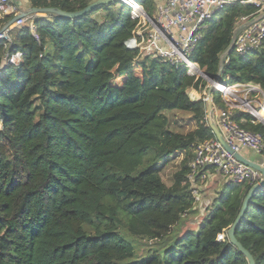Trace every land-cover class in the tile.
<instances>
[{
    "label": "trees",
    "instance_id": "trees-1",
    "mask_svg": "<svg viewBox=\"0 0 264 264\" xmlns=\"http://www.w3.org/2000/svg\"><path fill=\"white\" fill-rule=\"evenodd\" d=\"M92 1L27 0L65 11ZM138 1L153 12V0ZM257 10L238 1L216 10L190 59L215 75L237 22ZM32 21L34 31L28 21L9 30L8 48L21 55L0 69V264H248L226 230L250 182L223 183L199 226L179 232L195 212L191 145L215 138L205 94L191 100L186 90H206L207 80L127 47L136 21L120 0L79 18ZM6 50L0 41V62ZM221 80L253 83L264 94V44L231 52ZM211 95L214 106H224L217 90ZM164 109L190 112L195 127L168 129ZM232 118L260 135L264 155V124L238 109ZM178 151L183 158L167 186L151 164ZM234 234L264 264V187L249 198ZM170 236L177 238L169 243ZM128 237L163 250L139 255Z\"/></svg>",
    "mask_w": 264,
    "mask_h": 264
},
{
    "label": "built area",
    "instance_id": "built-area-1",
    "mask_svg": "<svg viewBox=\"0 0 264 264\" xmlns=\"http://www.w3.org/2000/svg\"><path fill=\"white\" fill-rule=\"evenodd\" d=\"M120 1L129 7L130 18L136 21L132 37L128 39L133 43L129 46L127 40L126 46L137 48L143 56L158 58L177 68H182L188 75L195 78H205L198 64L190 59V53L201 38L206 20L224 5L236 2L234 0H153L154 9L149 15L138 0ZM238 2H250L258 8L251 17L264 12V0H239ZM18 12L17 6L11 0H0V21ZM32 17L18 19L13 26H21L28 21L30 29L34 31ZM251 17H242L237 24ZM0 41L7 48L1 61H5V65H16L21 53L19 50L10 52L8 48L10 38L7 31L0 33ZM263 44L264 17L238 33L233 52L244 55ZM237 85L242 86L243 89L231 90ZM215 90L220 93L224 104L223 107L214 106L216 123L224 139L237 152L241 153L242 148H247L262 155L264 164V155L261 154L263 143L260 135L240 127L232 118L234 109L247 112L257 120L260 116L257 112L262 111L263 114L260 117L264 118L263 92L256 84L250 83L232 85H226L224 82L216 83ZM256 94H259L258 100L255 99ZM191 149L193 158L189 164L187 181L190 184L195 208H198L202 201L199 188H201L200 184L205 183L211 175L210 169L221 173L225 182L253 184L261 179L259 171L236 160L216 138L192 144Z\"/></svg>",
    "mask_w": 264,
    "mask_h": 264
},
{
    "label": "water",
    "instance_id": "water-1",
    "mask_svg": "<svg viewBox=\"0 0 264 264\" xmlns=\"http://www.w3.org/2000/svg\"><path fill=\"white\" fill-rule=\"evenodd\" d=\"M114 1H116V0H93L92 2H90L88 5H86L82 9L76 10V11H65V10H62L58 7H52V6H46V7L29 6L28 8L23 9L20 12H18L17 14L11 16L3 24V26L0 28V33L4 32V31L9 32V29L15 24V22L21 18H27L29 16H54L56 18H79L81 16H84V15L90 13L92 10H94L95 8H97L101 5H105V4L114 2ZM234 1H239V0H234ZM262 17H264V12H261L260 14L253 16V17L237 24L233 29L231 39H230L228 45L224 48V50L219 55L218 72L213 76H209L205 72H202L205 79L208 82L206 93H205L206 118H207L208 125H209L210 129L212 130L216 140L236 160L256 169L257 171H259L261 173V179L258 182H255L251 185V187L249 188L248 192L246 193V195L243 199V202H242V205H241V208H240L238 214L236 215L232 224L226 230V234H227V237H228L230 243L233 244L239 250V252H241L245 256L248 264H255L254 259H253L252 255L249 253V251L246 250L238 242V240L235 238L234 231H235V228L237 227V225L239 224L240 218L243 215V213L247 207V203H248V200L251 197V195L255 191H257L258 189L264 187V164L262 162H256V161H253V160L246 158L242 153L233 150L229 146V144L226 142L221 131L219 130V128L217 126L216 118H215L214 105L212 103V95L211 94L215 90V84L216 83H223V81L221 80V75L224 71V64H225L226 59L229 56V54L231 52H233L234 41H235L238 33ZM4 66H5V61H1L0 62V68H3ZM258 121L264 124V118L263 117L259 116Z\"/></svg>",
    "mask_w": 264,
    "mask_h": 264
},
{
    "label": "rangeland",
    "instance_id": "rangeland-1",
    "mask_svg": "<svg viewBox=\"0 0 264 264\" xmlns=\"http://www.w3.org/2000/svg\"><path fill=\"white\" fill-rule=\"evenodd\" d=\"M101 13H97L94 16L99 18ZM187 92V90H186ZM200 95L206 93V90L199 92ZM253 96V95H251ZM255 99H259V94L255 95ZM162 114L165 115L168 119V129L179 132L186 133L187 131L193 129L195 126V121L191 117L190 112L185 110L178 109H164ZM183 158V153L180 151L176 152L174 155L167 157L164 160L153 162L151 165L154 168L158 169L162 181L168 186L172 183V174L179 168L180 162ZM151 156L149 157V160ZM212 176V174L210 175ZM208 177L205 183L200 184L199 192L202 197V201L198 208H195V212L185 215L180 223L179 232L182 233L186 230L196 229L200 222L202 221L205 214L208 212V209L211 205L212 200L214 199L216 192L221 188L222 184L225 183V179L221 173L214 171L212 178ZM218 184V185H217ZM223 234L220 235V237ZM177 237L170 236L168 242H172ZM128 240L134 245L136 253L143 255L142 252L146 249L151 251L157 250L161 252L163 249L158 248L154 245V241H146L128 237ZM168 245V244H167ZM145 251V252H146ZM144 253V252H143Z\"/></svg>",
    "mask_w": 264,
    "mask_h": 264
},
{
    "label": "crops",
    "instance_id": "crops-1",
    "mask_svg": "<svg viewBox=\"0 0 264 264\" xmlns=\"http://www.w3.org/2000/svg\"><path fill=\"white\" fill-rule=\"evenodd\" d=\"M16 6H17V8H18V10H19V12L21 11V10H23V9H26V8H28L30 5H29V3L27 2V0H11ZM12 27H14V26H12ZM11 27V28H12ZM10 28V29H11ZM250 84H253V83H250ZM253 85H255V84H253ZM257 87H259L258 85H256ZM190 89H192L194 92H195V96L193 97V98H191L190 96H189V93H188V91L190 90ZM260 89V88H259ZM261 90V89H260ZM260 93V92H259ZM187 94H188V97L191 99V100H198L200 97H201V95H200V93L198 92V91H196L195 89H193V88H188L187 89ZM260 95H261V93H260ZM261 111H258L257 112V114L259 115V113H260ZM195 127V126H194ZM193 127V128H194ZM192 130V129H191ZM241 153L246 157V158H248V159H250V160H253V161H256V162H262V160H263V156L262 155H260V154H257V153H255V152H253L252 150H249V149H247V148H242L241 149ZM211 174H212V176H209L210 178H212L213 177V175H214V171H212L211 172ZM209 178V179H210ZM218 185V184H217Z\"/></svg>",
    "mask_w": 264,
    "mask_h": 264
},
{
    "label": "bare ground",
    "instance_id": "bare-ground-1",
    "mask_svg": "<svg viewBox=\"0 0 264 264\" xmlns=\"http://www.w3.org/2000/svg\"><path fill=\"white\" fill-rule=\"evenodd\" d=\"M251 86V85H250Z\"/></svg>",
    "mask_w": 264,
    "mask_h": 264
}]
</instances>
